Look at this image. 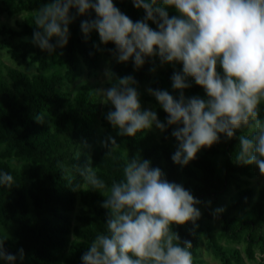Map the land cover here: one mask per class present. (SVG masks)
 I'll return each mask as SVG.
<instances>
[{"label":"trees","instance_id":"obj_1","mask_svg":"<svg viewBox=\"0 0 264 264\" xmlns=\"http://www.w3.org/2000/svg\"><path fill=\"white\" fill-rule=\"evenodd\" d=\"M50 2L0 0V15L20 18L12 25L0 24L1 47L14 62L35 68L34 73H27L0 63V170L14 177L10 189L0 188V228L13 231L12 237L0 233V239H5V250L16 254L23 249L22 264H60L62 252L63 264H81L90 242L98 233L107 231V210L101 206L104 197L100 190L89 189L76 165L83 166L91 157L97 175L110 187L113 181L123 178L127 159L139 154L150 161L151 167L161 169L165 179L181 184L201 202V216L195 225L187 222L172 226L181 241L191 242L193 264H202L197 251L204 239L219 264H244L240 251L223 247L219 239L242 240L248 261L255 260L257 249L264 253V176L259 187L253 189L250 178L255 165L235 162L238 138L247 130H238L232 139L221 136L218 143L201 148L184 167L171 159L177 147L171 135L173 127L159 131V141L148 131L135 137L117 135L118 130L106 120L111 106L101 105L93 85L81 83L73 94L67 89L83 75L84 69L96 71L101 55L112 57L114 45L102 44L95 31L85 38L80 24L95 18L90 13L78 16L69 25L70 36L63 49L50 55L34 46V11ZM114 4L133 22L144 17L143 10L136 9L131 0H114ZM168 12L170 17L176 15L174 9ZM151 63L152 58H146L144 65L136 69L131 60L117 63L114 59L110 70L118 78L134 77L139 92L149 80ZM217 71L222 72L219 67ZM172 75L169 69L162 77H155L153 88L170 82ZM189 93L205 97L204 90L195 84ZM142 98L151 104L158 119L166 121L167 114L152 96ZM259 107L260 118L264 119V104ZM37 113L48 114L43 123L35 121ZM98 125L114 134L118 146L111 151L102 144L89 148ZM217 156L223 158L221 174L214 160ZM12 159L18 165L6 162ZM75 184L81 189H74ZM77 206L80 209L73 218ZM214 206L223 209L217 231L207 222Z\"/></svg>","mask_w":264,"mask_h":264},{"label":"clouds","instance_id":"obj_2","mask_svg":"<svg viewBox=\"0 0 264 264\" xmlns=\"http://www.w3.org/2000/svg\"><path fill=\"white\" fill-rule=\"evenodd\" d=\"M131 3L143 10V19L133 22L114 0H52L34 11L32 43L54 54L67 45L69 25L78 16L94 13V19L81 22V32L87 38L95 31L102 44H113L111 54L117 63L131 60L140 69L146 58L156 57L161 66L182 65L171 77L178 96L147 89L167 114L164 122L155 110L141 108L134 77L118 78L106 66L104 82L109 86L97 89L96 94L102 104L111 106L106 120L118 130L117 135L135 137L173 127L177 147L171 159L184 167L201 148L218 143L221 136L232 139L238 130L246 129L238 138L235 162L255 165L264 175V119L259 107L264 104V0ZM170 8L176 15L169 16ZM192 83L204 90L205 97L185 96ZM47 115L37 113L34 119L43 123ZM101 144L108 151L118 146L112 136ZM76 171L89 189L100 190L101 206L107 210V231L90 242L81 264H193L191 242L181 241L172 230L173 225H195L201 216V202L189 190L169 182L161 169L151 167L139 154L127 159L123 178L110 187L97 175L91 157L83 166L76 165ZM13 185V175L0 170V188ZM72 186L81 189L79 184ZM4 242L0 239V264H22L23 249L9 253Z\"/></svg>","mask_w":264,"mask_h":264},{"label":"rangeland","instance_id":"obj_3","mask_svg":"<svg viewBox=\"0 0 264 264\" xmlns=\"http://www.w3.org/2000/svg\"><path fill=\"white\" fill-rule=\"evenodd\" d=\"M15 19H20L18 16L14 17V18H10L8 16H6L5 14H1L0 15V24L1 23H9V24H14V20ZM113 58L112 57H106L101 55V59H100V66L96 71H88L87 69H84V73L83 75L73 84V85H69L67 87L68 91L73 94V92L76 90V88L84 82L90 83L91 85L94 86L95 91L101 87H108L109 85L106 84L104 82V70L107 67H109L111 69V65L113 62ZM110 62V63H109ZM0 63L3 65H6L8 67H12L18 70H22L25 71L27 73H34L35 72V68L33 66H26L25 64H20L18 62H14L13 60H11L8 56V54L5 52V50L1 47V41H0ZM151 72H150V77L149 80L147 82L144 83V85L141 87V89L139 90V96H140V102H141V108L142 109H152L151 104H149L148 102L143 100V96L147 95L150 96L147 92L148 88H153L152 86V81L154 80L155 77H162L163 73L168 71L169 69H171L173 72L177 71V64L175 65H164L161 66L159 59L156 57H152V63H151ZM154 89V88H153ZM159 89L162 90H167L170 92V94H172L174 97L178 96V93L176 91H174L171 87V81L170 82H166L163 86H161ZM188 92H185V96L188 97L191 94L189 93V89H186ZM101 103V102H100ZM101 105H105L102 104ZM148 133L152 136V138L155 141H159L160 137L159 134L160 132L153 129L148 131ZM108 136H112L114 137V134L110 131H108L107 129L103 128L101 125L97 126V130H96V134L94 136L93 139V143L91 145H89V148L93 147L94 145H100L101 141L103 139H106ZM223 158L221 156H217L214 158V160L216 161L217 164V171L219 174H221L222 170H221V160ZM9 164L12 165H18V162L16 160H8L6 161ZM252 173L253 176L250 178V187L253 189H257L259 187V185L262 182L263 176L259 169L254 166L252 169ZM235 189L233 188L232 191H234ZM222 208V206H214L211 208L212 211V216L207 220L208 224L210 226H212L216 231L220 228L221 225V217L220 214H216L215 210L216 209H220ZM80 208L77 206V208L74 211L73 214V218L75 217V214L78 212ZM0 233L8 235L10 237H12L13 235V231L10 228H0ZM219 243L223 246V247H231V248H236L240 251L241 256H242V261L244 264H264V253H261L258 251V249L256 250L255 253V260L253 261H248L246 259V256L244 254V243L242 242V240H238V241H232V240H228V239H219L218 240ZM65 254V252L59 253L60 256V264H63V257L62 255ZM197 256L198 259L200 260V262L202 264H219L218 259H216L212 252L211 249L209 248L206 240L204 239L202 241V243H200V246L198 248L197 251Z\"/></svg>","mask_w":264,"mask_h":264},{"label":"built area","instance_id":"obj_4","mask_svg":"<svg viewBox=\"0 0 264 264\" xmlns=\"http://www.w3.org/2000/svg\"><path fill=\"white\" fill-rule=\"evenodd\" d=\"M177 67H178L179 71L182 69V65L177 64ZM192 84H194V83H192Z\"/></svg>","mask_w":264,"mask_h":264}]
</instances>
